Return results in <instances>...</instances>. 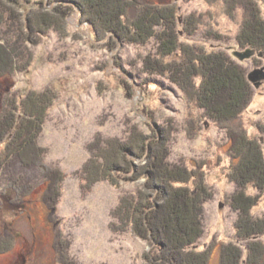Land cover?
Returning <instances> with one entry per match:
<instances>
[{
	"label": "trees",
	"instance_id": "obj_1",
	"mask_svg": "<svg viewBox=\"0 0 264 264\" xmlns=\"http://www.w3.org/2000/svg\"><path fill=\"white\" fill-rule=\"evenodd\" d=\"M215 1H223L230 15L241 10L238 45L264 55V19L258 1ZM75 10L80 22L88 25L91 40L105 44L110 51L121 42H152L141 59L142 71L176 85L202 110L203 117L225 130L232 158L226 176L234 185L229 206L236 214V241L221 245L219 264H264V214L256 217L252 212L264 195V126L258 127L263 136L259 139L228 127L253 99L245 68L224 50L182 42L176 3L0 0V79L26 71L33 58L31 46L49 31L73 37L67 19ZM201 17L190 13L182 19L186 35L194 34ZM210 35L220 38L216 33ZM120 71L117 82L131 97L137 84ZM54 99L50 89L4 96L0 110V206L1 197L21 205L26 196L44 185L46 208L51 212L57 208L64 175L45 163L47 150L39 144ZM138 111L144 115L148 131L138 132L133 127L124 138L92 143L82 167L83 187L89 190L101 180L115 188L123 182H137L133 192L119 197L110 213V225L130 230L148 242L151 249L143 253V264H208L210 250L196 248L205 231L204 205L213 198L204 168L198 165L201 171H196L184 163L170 162L153 112L143 105ZM250 188L255 192H248ZM4 235H0V253L10 244Z\"/></svg>",
	"mask_w": 264,
	"mask_h": 264
},
{
	"label": "rangeland",
	"instance_id": "obj_2",
	"mask_svg": "<svg viewBox=\"0 0 264 264\" xmlns=\"http://www.w3.org/2000/svg\"><path fill=\"white\" fill-rule=\"evenodd\" d=\"M144 1L155 5L176 3L182 42L202 45L207 50H224L242 64L246 74L264 66L263 53L241 47L236 41L243 17L240 9L230 15L224 2L215 0ZM257 1L264 19V0ZM190 13L203 17L198 19L194 34L186 35L181 21ZM67 21L73 37L49 31L31 46L33 58L26 71L0 79V110L4 96L14 92L50 89L55 94L39 144L47 150L45 163L64 175L61 197L53 212L44 204V185L26 196L21 205L1 197L0 235L5 234L10 244L8 250L0 253V264L144 263L143 253L151 249L148 242L130 230H116L110 225V213L119 197L133 192L137 182H123L115 188L101 180L86 190L82 181V167L90 156L88 147L92 143L124 138L133 127L138 132L148 131L144 115L138 111L142 105L154 114L169 150V161L184 163L196 171H201L198 165L204 168L213 198L204 205L205 231L196 248L210 250L208 264H219L221 245L236 241V214L229 206L234 185L226 176L232 158L225 130L203 117L202 110L176 85L160 75L142 71L141 59L152 42H121L110 51L105 44L91 40L90 29L80 22L76 10ZM210 33L220 38H213ZM247 49L255 51L248 59L239 61L233 55ZM120 70L137 84L131 97L117 82ZM262 81L258 87L249 81L253 99L228 123L230 129L257 139L263 137L258 127L264 126ZM249 191L255 192L252 188ZM252 212L256 217L264 214V195Z\"/></svg>",
	"mask_w": 264,
	"mask_h": 264
},
{
	"label": "water",
	"instance_id": "obj_3",
	"mask_svg": "<svg viewBox=\"0 0 264 264\" xmlns=\"http://www.w3.org/2000/svg\"><path fill=\"white\" fill-rule=\"evenodd\" d=\"M254 54H255V51L251 49H247L244 52H239V51L233 52V55L237 57L239 61L248 59L252 57V55ZM258 55L261 56V54H258ZM247 77H248V80L253 82V84L256 87L260 86V83H261L260 81L264 80V66L259 68L258 70L256 69V70L249 72L247 74Z\"/></svg>",
	"mask_w": 264,
	"mask_h": 264
},
{
	"label": "flooded vegetation",
	"instance_id": "obj_4",
	"mask_svg": "<svg viewBox=\"0 0 264 264\" xmlns=\"http://www.w3.org/2000/svg\"><path fill=\"white\" fill-rule=\"evenodd\" d=\"M263 83V81L261 82V84ZM261 84H260V86H261Z\"/></svg>",
	"mask_w": 264,
	"mask_h": 264
}]
</instances>
